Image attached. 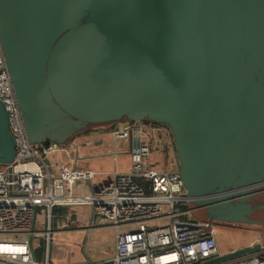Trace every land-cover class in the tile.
Instances as JSON below:
<instances>
[{
    "label": "water",
    "instance_id": "water-1",
    "mask_svg": "<svg viewBox=\"0 0 264 264\" xmlns=\"http://www.w3.org/2000/svg\"><path fill=\"white\" fill-rule=\"evenodd\" d=\"M0 45L30 143L166 125L188 207L207 223L177 226L264 229V0H0ZM15 151L0 99V165Z\"/></svg>",
    "mask_w": 264,
    "mask_h": 264
},
{
    "label": "built area",
    "instance_id": "built-area-1",
    "mask_svg": "<svg viewBox=\"0 0 264 264\" xmlns=\"http://www.w3.org/2000/svg\"><path fill=\"white\" fill-rule=\"evenodd\" d=\"M0 99L16 150L10 165H0V264H51L54 219L61 217L60 226L68 227L82 206H91L95 215L116 229V235L110 258L81 264H202L221 254L213 228L208 234L186 235L183 227L177 226L207 224L196 219L188 207L191 198L181 183L179 167L158 169L149 161L153 140L173 154L168 126L141 121L118 125L111 131L114 138L138 140L131 146L130 168L113 170L99 180L96 170L74 163L70 145L28 141L1 45ZM55 154L66 156V160L48 163ZM55 207L67 211L57 216ZM124 225L129 228L119 231ZM30 234L34 254L43 247L35 262L29 250ZM255 243L259 250L243 257L241 264H264L263 236Z\"/></svg>",
    "mask_w": 264,
    "mask_h": 264
},
{
    "label": "crops",
    "instance_id": "crops-1",
    "mask_svg": "<svg viewBox=\"0 0 264 264\" xmlns=\"http://www.w3.org/2000/svg\"><path fill=\"white\" fill-rule=\"evenodd\" d=\"M75 144V143H74ZM131 146L130 140L128 139H116L112 136L111 131L105 134H100L98 136V140L93 145H70L69 146V153L71 154L74 163L79 167L85 168H92L96 170L99 175L97 179H104V177L108 176L110 172L113 170L123 172L130 168L131 160H130V153H131ZM90 155V156H89ZM77 156V159H76ZM66 160V156H62L60 154L56 155V159L54 160ZM76 161V162H75ZM149 161L155 165L158 169H171L176 165V158L175 153L171 154L170 152H165L164 149L160 148V145L157 141L153 140L152 144V151L150 154ZM111 164V167H107V164ZM87 207L88 209H86ZM67 211V209H66ZM66 212H61V214H65ZM59 216V215H58ZM61 217H56L53 221V228L54 232L52 236L56 232H66V231H74L78 230L82 233L88 234L90 230L93 228L97 229L104 226H110V223L104 222L100 219L97 215L94 214L91 206H82L76 209V212L72 215L73 224L62 228L60 226V222L62 223ZM251 226V225H250ZM220 229H225L226 232H229L230 228H240L241 231H248V228H245L243 225L235 224V225H217ZM114 228V227H113ZM126 230L129 226H120L118 228L119 231ZM213 227V231H214ZM122 230V231H123ZM251 231V229H250ZM256 232H250L252 235H248L247 232L240 235V241L236 242H228L226 247L219 246L220 241L217 239V244L219 247V251L221 254L230 252L235 250L241 246H245L248 244H255L256 240L259 236H262L261 233L263 232L264 238V229L255 230ZM261 232V233H260ZM215 234V231H214ZM115 235L116 229L114 228V235L112 239V243L110 245H104L102 256L97 257V259H88L84 260L83 258L74 259L71 261H65L67 253L73 254L69 248L65 250H61L62 246L56 247L54 250V257H51V247H50V261L51 264H81L84 262H99L110 258L113 255L114 248H115ZM51 236V239H52ZM254 239V240H253ZM85 240V239H84ZM84 243V242H83ZM64 246V245H63ZM256 253V252H255ZM252 255V254H251ZM55 258V260H54ZM238 260H242L238 259ZM235 260V261H238Z\"/></svg>",
    "mask_w": 264,
    "mask_h": 264
},
{
    "label": "rangeland",
    "instance_id": "rangeland-1",
    "mask_svg": "<svg viewBox=\"0 0 264 264\" xmlns=\"http://www.w3.org/2000/svg\"><path fill=\"white\" fill-rule=\"evenodd\" d=\"M81 138L82 136L78 137L76 139V142H79ZM54 159H56V154L48 158V163H52ZM107 167H111V164L110 163L107 164ZM85 208L88 209L87 207ZM243 226L245 228H248L247 229L248 231H244V230L241 231L240 228H230L229 232H226L225 229H220L219 227L214 226L215 236L220 241L219 246L226 247L228 242H236V241L241 242L240 235L246 232L248 235H252V233H250L252 232V230L253 232H256L255 230L258 231V229L255 228L254 226H250V225H243ZM113 235H114V228L110 226H104L97 229L93 228V230H90L86 235L85 233H82L78 230L56 232L52 236L50 242L51 257L52 258L54 257V250L56 249V247L60 245L62 246L61 250H65L66 248H69L71 251H73V254L67 253L65 258L66 262L74 260L75 258L76 259L83 258L84 260H86V258L91 260L97 259V257L102 256V253L104 252L103 251L104 245L107 246L112 243ZM261 235L263 236V232L261 233ZM241 262L242 260H239V261L228 262L226 264H241Z\"/></svg>",
    "mask_w": 264,
    "mask_h": 264
},
{
    "label": "flooded vegetation",
    "instance_id": "flooded-vegetation-1",
    "mask_svg": "<svg viewBox=\"0 0 264 264\" xmlns=\"http://www.w3.org/2000/svg\"><path fill=\"white\" fill-rule=\"evenodd\" d=\"M147 123V122H146ZM116 127L118 126H110V127H97V128H93L83 134H80L78 136H76L74 139H73V142L76 144V145H93V143H96L97 140H98V136L100 134H105V133H108L110 132V130H113L115 129ZM82 136L81 140L79 142H76V139L78 137ZM175 146V145H174ZM175 152H176V149H174ZM174 152V153H175ZM175 158H176V165L179 167V159H178V156H177V153H175Z\"/></svg>",
    "mask_w": 264,
    "mask_h": 264
},
{
    "label": "trees",
    "instance_id": "trees-1",
    "mask_svg": "<svg viewBox=\"0 0 264 264\" xmlns=\"http://www.w3.org/2000/svg\"><path fill=\"white\" fill-rule=\"evenodd\" d=\"M145 185H146V183H145ZM53 212H55V214H57V216L59 215V214H61V212H66V208L65 207H55L54 209H53ZM42 245L41 246H39L38 247V249L35 251V257H36V259L38 260L40 257H41V255H42ZM193 264H199V263H193Z\"/></svg>",
    "mask_w": 264,
    "mask_h": 264
},
{
    "label": "bare ground",
    "instance_id": "bare-ground-1",
    "mask_svg": "<svg viewBox=\"0 0 264 264\" xmlns=\"http://www.w3.org/2000/svg\"><path fill=\"white\" fill-rule=\"evenodd\" d=\"M12 249H18V248H16V247H12Z\"/></svg>",
    "mask_w": 264,
    "mask_h": 264
}]
</instances>
